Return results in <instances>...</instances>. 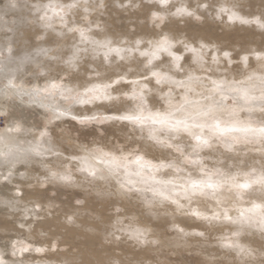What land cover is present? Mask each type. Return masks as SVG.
Returning a JSON list of instances; mask_svg holds the SVG:
<instances>
[{"label": "snow or ice", "instance_id": "obj_1", "mask_svg": "<svg viewBox=\"0 0 264 264\" xmlns=\"http://www.w3.org/2000/svg\"><path fill=\"white\" fill-rule=\"evenodd\" d=\"M16 0H10V6L15 7ZM129 6L132 0H128ZM105 6V0H98L96 8ZM122 7L124 5H121ZM155 6L159 11L151 12V19L155 27L168 28L164 32L163 28L159 33H155L159 38L147 41V48L142 50V40H136L134 47L122 48L113 47L112 40L96 41L90 40L88 32L90 29L85 27L69 28V32L79 33L80 43L90 42L97 47L93 49H103V60L111 65L112 60L118 57L121 61L128 57H133L137 67L136 70L127 69L126 71H113L108 75V82L102 86L91 83L65 84L64 80L70 82L75 78L74 71L77 70L81 59L82 51L78 45H73L67 59L62 62L66 65L67 76H60L57 79H50L43 88L36 87L33 93L40 96L46 93L47 96L61 97L64 101H70L73 104H90L95 100H106L113 104L112 110L121 112L119 116H97L83 115L73 116L80 124H86L92 121L100 120H121L131 122L135 126L144 128L149 127L148 139L152 141L153 146H159L165 150L163 160L159 163H153L146 159L139 147L130 148L125 151L123 147L114 148L110 151H104L103 148H89L82 146L84 155H73L70 158L61 160L59 165L44 163L47 169L45 182L59 180L65 183H71L73 177L71 170L66 164L75 162L78 165L77 171L85 173L92 180L99 179L107 181L110 178H116L120 189L132 191L137 181L129 178L132 166H135V175L140 178L139 182L149 184L148 188L153 193V200L160 198L170 200L178 208H183L179 197H183L189 203L199 196H211L219 210H211V216L201 212L198 208L190 209L191 215L205 220L219 221L226 220L235 223L247 222L249 225L257 227L264 234V163L261 164L259 173L255 167L244 173L225 172L221 168L209 169L204 163L201 155L202 150H213V145H219L228 152L235 150V145L242 141H247L249 137L257 140L261 145V152L264 153V48L262 49H241L236 55L239 61L233 60V52L224 50L210 42H204L202 39L197 41L193 39L191 43L181 38V35L165 23L168 17H190L200 20L198 12H207L212 9L216 18H227L230 22H240L242 24H255L264 29V12L251 18L240 15L238 0H196L195 7H192L190 0H179V6L173 0H155ZM45 7L53 9L56 15L60 16L61 22H64L63 13L84 8V12L89 11L88 0H70L68 3L57 2L55 4L50 0ZM175 11H171V9ZM42 17L41 19H45ZM157 21L159 24H157ZM189 55L180 54V47ZM12 49L8 48L11 53ZM47 54V50H41ZM115 54V57L112 54ZM135 54V56H133ZM166 54L168 62L161 59V55ZM142 58V59H140ZM252 58L256 61V67L252 68ZM221 62L224 64V70L219 71ZM121 67V65H117ZM234 73L232 79H228L229 73ZM199 73V74H197ZM129 75L137 79L128 80ZM181 77L177 79V77ZM216 76V79H213ZM114 77V78H113ZM236 77H242L237 79ZM100 78L99 73L96 76ZM0 86V97H8L10 94H16L21 90V85L16 83V77L10 72H5ZM155 83L158 90L159 100L166 103L167 108L161 112H153L147 109L145 91L151 92L149 84ZM131 86V87H130ZM167 91H164V87ZM129 91H125L128 89ZM82 89V91H81ZM179 90V91H177ZM102 92L103 95H98ZM117 93L112 95V93ZM45 96V99H47ZM178 98V99H177ZM155 99V97L153 98ZM232 100V104L227 102ZM132 101H137L136 106L128 110L126 105ZM175 101V102H174ZM47 107L52 113V119L56 120L62 116L68 115L70 107H64L61 104L49 103L42 105ZM247 109L249 115L253 114L258 108L261 119L253 126L251 120L240 121L236 119L237 110ZM147 112V115H145ZM51 123V120L49 121ZM0 124H6L0 129V169H6L7 174L0 172V192H5L6 186L11 178L19 171L17 165H24L30 162V158L25 155L32 153L35 156H44L49 154L60 160L62 154L53 151L50 144V138L47 126L35 137V142H29L27 149L19 147L15 133L23 129L18 119H9V112L0 105ZM159 126V127H157ZM242 133L243 135H234ZM188 138L189 143L183 142V137ZM48 142L49 146L44 147ZM218 150V149H216ZM116 153H119L117 155ZM159 159V158H155ZM193 166V171L188 172L187 179L178 187L169 189L167 186L173 184L172 180H157L156 175L160 169H175L181 172L184 168ZM55 169V170H54ZM62 169V170H61ZM198 169V178H193V173ZM21 176L24 173H19ZM123 174L124 179L120 180ZM243 176L241 182L238 176ZM254 185L259 187L258 199L261 203L251 201V207L240 212V215L234 220L229 215V209L224 206L225 192L236 200H242L245 195L252 196L256 194ZM19 193V189H17ZM174 196L176 198H174ZM23 199V197H20ZM13 200L16 197L12 198ZM10 201H5L8 203ZM34 208H41V203L30 201ZM152 200H146L151 204ZM82 201L77 200L80 205ZM28 209L25 208V212ZM119 211V210H117ZM250 213V215H245ZM74 215H67L68 223H74ZM119 219L116 224L122 225ZM23 227V225H21ZM31 227V226H30ZM121 232H129L130 235L140 243H146L147 229L133 227L131 223L119 229ZM183 232V229H179ZM114 235V233H110ZM198 235L203 236L201 232ZM232 237L239 235V232H233ZM35 243L43 244V240H37L32 243H26L23 240H10L0 249V264H29L25 259H15L18 254L23 255L28 252L45 253L48 248H55L56 245L49 242L48 248L35 247ZM156 243V241H152ZM222 247L235 249L237 254L242 257L241 264H264V247L256 250L245 247L229 237L222 238ZM9 248L11 260L6 259V253ZM258 257V258H257ZM64 264H84L83 261H65ZM93 264V262H88ZM95 264H121L117 260L98 261Z\"/></svg>", "mask_w": 264, "mask_h": 264}, {"label": "rangeland", "instance_id": "obj_2", "mask_svg": "<svg viewBox=\"0 0 264 264\" xmlns=\"http://www.w3.org/2000/svg\"><path fill=\"white\" fill-rule=\"evenodd\" d=\"M40 1L41 2H39V0H16L15 7H12L10 6V0H0V13H1L0 17L2 16L0 18V86H2V83H6V81L3 80V76L5 72H10L13 75H15L16 83L21 85V90L18 91L16 94H10L6 98L0 97V105H3L4 109L9 112V119H18L21 122L23 129L27 130V131L22 130L19 133H15V135H17L15 137H18L16 138V140L18 142H22L21 144H19V147L27 149L29 146H26V145L29 144V142L34 143L35 142L34 137H38L39 135L37 134H39V132L41 130H44L45 126H47V131H48L49 138L51 141L50 143L52 144L53 141L54 142L56 141L58 143L54 147L59 150L54 151V152L59 151L58 153H61L60 150L62 149L67 152L72 151V152L78 153L80 152L82 146L84 145H87L89 148H103L104 151H110L118 147H123L125 151H128L130 150V148L139 147L142 153H144L146 156L152 155V157H154V159L150 157H146L147 160L151 159L150 161H152L153 163H159L160 160H163L162 153L165 152L164 149H162L159 146H154L155 148L157 147L155 150L153 149L149 150L150 148L147 145L148 144L147 141H150L148 139V133H149L148 126L141 128L139 126L133 125L131 122L121 121V120H100V121H92L86 124H80L77 119H73V116H79V115H75L76 113L73 110V108L75 106H79V104H73L70 101H64L59 96L51 97V96H47L46 93H42L40 96H36L33 93L34 88L36 87L43 88L45 84L48 82L49 77L54 76L52 79L58 80L60 76H65V77L67 76L66 71L63 72L62 74L59 73L60 69L56 67L57 64H54L55 62L53 61L57 60L58 62L57 61L56 62L58 63V65L64 64L62 63V60L67 59V56L70 54L71 48L74 44L81 47V49L86 48L88 51H92L93 48L97 47L96 45H93L90 42L80 43L79 33L74 32L75 33L74 34L73 32H69L68 31L69 28H76V27L88 28L90 29V31L88 32L90 40H96V41H101V38L99 36L103 35L104 32L106 31L107 32L110 31V33L115 34L114 37L115 36L117 38L122 37V39L120 40V43L123 46H125L124 47L125 49H127V48H130L129 45L131 43L133 42L135 43L137 38L136 39L134 38L133 40L128 41V43H126L127 39L125 38V36H123V34L124 33L131 34L132 32H137L139 34L142 31L140 30V27L138 25L135 26V24H138V23L143 24L146 22L148 24V30L154 28L157 32L161 31L162 25H160V27H155L153 24V21L151 19L152 10L150 9L144 10L143 8H141L140 10L138 9L139 7L138 4H140V1L142 4H145L146 2L151 4L152 2H155V0H140V1L132 0L133 2H135L134 5L137 3L136 4L137 6L135 7L134 6L130 7L128 5V0H123L121 2V4L124 5L123 7L121 6V4H119L117 0H113V1L105 0V6L102 8L95 7V5L98 3V0H88V4H89L88 12L89 13L88 12L85 13L84 9H82L83 7L82 8L80 7L77 10L75 9L76 11H73V10L66 11L65 13H63V16H64L63 23L61 22L60 16L56 15L52 8L50 9V11L48 10V8L50 7H46L47 10L45 9V5H48L50 0H40ZM65 1L66 2H63L62 0H57V1L53 0L52 3L55 4L57 2H60V3L70 2V0L68 1L65 0ZM173 1L174 3H176L178 0L177 1L173 0ZM21 2H22V5H21ZM32 2L34 4L36 3L34 6L35 8L33 7L34 4ZM195 3L196 2H193L194 7L196 5ZM243 4L242 6L245 12L250 11L252 14H254V16L260 15L262 12H264V0H244ZM41 11H44V12L41 13ZM172 11H175V10H172ZM207 14L211 17V22L209 23H206V22L203 23L202 16L200 20H196L195 18H190V21H187L186 19H184V17L183 18L176 17L180 25L187 26L185 30L179 29V31L177 32L181 35L182 38L184 37V39L186 38L185 37L186 35L193 34L195 32H200V31L203 32L202 34L208 33L206 35H209L211 38H219L216 35L221 33V30L223 27H226L225 24L232 25V23H234V22L228 21L226 17L224 18V20L218 19L216 18L215 14L213 13L210 14V11H208ZM45 16L47 19L49 18L48 22L46 18L41 19L42 17H45ZM244 16L248 17V15H244ZM157 24H159L158 21H157ZM251 25H254L255 27L254 31L253 30L248 31L245 34H242L241 32H239V34L240 33L241 34L237 35L238 32L231 30L232 36H230V41H226L223 44L224 50L233 52L232 58L236 62L239 61V57L236 55V53L239 52L241 49H244L245 47L254 49V46L248 45V43L250 44L257 43L259 45V48H264V44H262L264 41V36L260 37L262 34H264V29L259 28L255 24H247V26H251ZM28 26L29 28H32L31 31L33 32L31 33L30 38L23 37V33H22L24 28H28ZM35 26H37L39 30L41 31L38 34L36 33V35L34 33ZM48 33H51V36L47 38L46 35ZM256 33H259V34H256ZM32 34L35 36H33ZM52 35L55 37L57 36L59 38H63L65 36V39L68 42L67 44H69V47H67V50H65L66 51L65 56L58 57L59 59H55V58H57L56 55L61 48L60 46L61 44L56 43ZM106 35H107L106 38L108 40H112V39H109V38H112L110 37L112 35L110 36L108 34ZM141 35L145 37L146 35H148V31L143 30V33ZM193 36L194 35H192L190 38H192ZM196 37L201 38L199 35ZM224 38L225 36L220 37V39H224ZM24 40H27L29 43L25 45L23 42ZM178 47H180V50H182L181 48L182 46L178 45ZM8 48L12 49L11 53L8 52ZM41 50H47V54H44V52ZM85 52L82 51V53H85ZM180 54L189 55L188 53L184 52V50H182ZM99 55H101L103 59V54L101 52H98V53L95 52V54L92 55L91 58H97ZM113 55L115 54L113 53L112 56ZM83 58H87V57H83L81 55V59ZM162 58H167V56L164 55ZM116 60L121 61L118 57L116 58ZM83 61L89 62L90 60L84 59ZM45 62H47V64H44ZM48 64L49 66L51 65L49 67L50 70L48 68ZM251 66L256 67L254 58H252L251 60ZM41 67L43 70H41ZM219 71L222 72L223 70H219ZM96 76L97 74L91 73V74H87L86 78H92ZM180 78L181 77L179 76L177 77V79H180ZM216 78H217L216 76H213V79H216ZM232 78H233L232 76H228V79H232ZM236 78L242 79V77H236ZM127 79L133 80V79H137V77L134 76V77H129ZM107 82L108 81L104 83L93 82L91 84L102 86L103 84ZM64 83L69 84V80L65 79ZM167 90H168L167 88L164 89L165 92ZM97 94L103 95L102 92H98ZM45 96H47V99H45ZM153 96L155 97L154 102L148 99L149 97L154 98ZM145 99L147 101L148 110H151L153 112L159 110L163 112L167 108L166 103H164L163 101H160L159 103L156 102L159 100V94L155 93L154 91L149 92L146 90ZM95 102H98V104L100 103L107 104V102L109 103V101H105L103 99L93 101V103ZM49 103L61 104L62 110L64 107H70L69 114L62 116L59 119L53 120L51 111L47 107L42 106V105H48ZM93 103H90V104H93ZM227 103L231 105L232 100L229 99ZM90 104H87V105L90 106ZM130 106H133L134 108L136 106V103L131 102ZM112 108L113 107L108 106L106 108V111L99 109V110H95L89 113L88 115L91 116L95 114L97 116L102 117V116H119L122 114L121 112L113 111ZM126 109H129V107L127 106ZM145 115H147V112H145ZM236 119L240 121L251 120L253 122V126H255L256 122H258L261 119V117H260L258 108L251 115H249L247 109L245 108L243 110H239V109L237 110ZM50 120H51V123H49ZM30 123H33V125ZM5 126L6 124H0V129H2ZM27 128H29V130ZM234 135L242 136L243 134L235 133ZM182 137H183L184 143L190 142L188 141V138L184 136L183 134H182ZM146 138H147V141H146ZM150 142L152 143V141ZM48 144L46 142L44 147L47 148ZM258 147L261 149L260 143L257 140L249 137L247 141H242L240 144L235 145L234 151L228 152L225 149H223L221 146L214 144L213 150L210 151L208 149H204L202 150L201 155L204 158V163L206 167L209 169L221 168L225 172L234 173L235 171L239 173H244V172L250 171L251 168L255 167L257 169V173H259L260 166L262 163H264V153H262ZM81 154H84V152ZM25 155H27L29 158L32 157L36 159L37 158L40 159L43 157V156H35L32 153H26ZM117 155H119V153H117ZM252 156H256V157H252ZM44 157L52 158L53 156L49 154H45ZM61 157H63V155ZM241 157H244V158H241ZM155 158H159V159H155ZM54 164L59 165L60 162L54 161ZM38 165H39L38 168H31V167L18 164L17 168L19 171L16 173V175H14L11 178V181L6 186L5 191L7 193L8 192L12 193L16 197H20L22 196L24 191L22 189H19V193H18L17 189H13V187L24 186L26 190L34 191L31 194L28 193L27 198L33 199V200L41 199L42 201L45 202V204L44 205L42 204L41 208L39 209H36L33 207L31 209L30 208L31 206L29 207L27 206L26 207L28 208L27 212H25L24 210L25 208L21 209V213H19L14 219H11V223L15 226H20L21 220L22 222H24L30 217H32L33 222L30 225H28L29 228L31 226L30 230H32V227L34 226V222L40 221L41 216L33 217L31 216V214H33L32 213L34 212L33 210L36 209L35 212L38 213L43 208L45 210V214L48 217H51V215L49 214L50 215L49 216L46 211L54 213V215L56 214L55 215L56 218L62 219L60 222L64 223V225H61L59 226V228H57L55 227L54 222L49 223V222L42 221L43 225H39L36 228L35 239L33 241H29L26 243H32L37 240H43L44 241L43 244H41L40 246H37L34 244L35 247L42 246V247L48 248L49 241L55 244L56 247L48 248V251H46L45 253L28 252L23 255L18 254L17 257H15V259L17 260L25 259L26 261L29 262V264H36V263L37 264L38 263L52 264L54 260L56 263L54 262L53 264H64L65 260L68 261L67 259H69V261H72L71 259L77 260V261H83L84 264H88V262H93V264H95V262L105 261L109 259L120 261L121 264H237V263L241 264L240 262L242 261L241 256H240L241 259L239 260L236 259L235 261L237 262H235L234 261L235 257L232 258V257H229L230 255L229 256L223 255V253L215 254L217 253V250L219 251L220 249H228L230 250V252H233V250L235 249H229V248L222 247L221 246L222 240H220V237H218V235L216 234L214 235L212 230L208 231L210 235V238L208 241H210V243L204 240L201 241L204 236V235L203 236L198 235L199 231L200 233L202 231L200 229L201 227L197 226L198 229L196 228L195 232L192 230H190L191 232L186 231V233L181 232L179 231L177 226L174 224V218L172 216L174 212L173 210L163 208V207H157L155 205L156 203H153V204L146 203L145 204L146 200H153V198H151L153 196V193H151V191L148 190L149 185H151L153 182H149V184H144V185L143 183H141L142 184L141 185L140 182H138V180H136L135 178L132 179L133 181L136 180L139 183V184L136 183L138 184V185H135L137 187H134L132 189V192L133 191L135 193L137 192V195L139 193L141 194V195L140 194L138 195L139 199L137 200V199L131 198L128 195L125 196L126 198H122L116 194L115 190L110 191V190H107V188L103 189L99 187L97 183L99 179H96L93 181L90 177L81 176L83 173L77 171L78 167L73 164L65 165L71 170V174L73 177V181L71 183H65L59 180L45 182L44 177L47 175V169L44 167V163L42 162H39ZM41 167H43V169ZM181 167L184 168L183 165H181ZM134 170H136V168L135 166H132L131 171H134ZM183 171L186 174H184ZM183 171H181L183 172L181 173V172H176L175 169H172V170L160 169V172L158 173V175H156V179L161 180L163 178L162 175L164 176V174L168 175V178L169 176L170 178H172V176L173 178H175L176 176L174 177V175L177 174V177L180 180L184 179L182 181L184 182L187 179L186 175L188 174V172L193 171V166H188L187 168H184ZM198 171L199 170L196 169V171L193 173V178H198ZM0 172L7 174L6 170L4 171L0 170ZM19 173H24V175L21 176ZM160 173H161V176H160ZM79 175L81 177V178L79 177L81 184H84V185L80 184V186L78 185L75 186V184H77L76 183L78 179L77 177ZM83 175H86V174H83ZM12 179H14L15 181L12 182ZM238 179H240V181L242 182L244 177L241 175V176H238ZM120 180H123V179L120 178ZM109 183H111V181L106 182L105 186L108 184L106 186L108 187ZM179 184L180 183L178 184L176 183V186L178 187ZM253 187L256 189V194L259 193V187L256 185H254ZM124 190H127V189H124ZM4 193L5 192H0V195ZM248 197L249 195H245L242 200H238V201L247 202L250 200ZM174 198L176 197L174 196ZM77 200L82 201V203L80 205H77L76 204ZM140 200L141 201L144 200L143 201L144 203L141 202ZM253 201H255L256 203H260L258 199H253ZM131 202L134 203L133 207H130L131 204L130 206H128L129 205L128 203H131ZM139 202L143 204H140ZM0 203H1L0 207H4L3 205L5 204L3 202H0ZM123 203L126 204V206L123 205ZM205 207L210 209L208 204H206ZM250 207H247V208H250ZM247 208L244 207L242 208V210L247 209ZM29 210H31V213ZM230 210H233V208H230ZM240 212L241 211L239 210L238 212L232 211V213H229V215H231L233 219L235 220V218H237L240 215ZM73 213H75L74 218L76 217L74 219V223L78 222L77 224L75 223L74 225L73 223H68L66 220V214L72 215ZM143 213H145V215ZM132 214H136V215H132ZM146 214L149 216H146ZM174 214L178 217H186L188 219H193L194 221L201 223L203 227L208 228V225L206 223L208 222L207 220L205 222V219L194 217L187 211H175ZM129 215L130 217L131 216L132 217L130 218ZM245 215H250V213H245ZM61 216H63V218ZM119 216L121 218H119ZM116 217H118L119 220L124 222L125 224L129 221L130 222L131 221L132 222L134 221L147 222L148 226L152 224L153 225L152 229L147 228V230L149 229L150 232H155L157 238H159L160 236H164V235L169 236V237L171 236L174 237L173 234L177 231L178 234L179 233L181 234V235L179 234L180 235L179 237L180 238L182 237L180 239L181 241L184 240V237L185 239H187L188 236H194L200 239L201 242L198 241L194 243L193 241V245H195L194 247L192 243L188 244L189 242H186V241L185 243L180 241L181 244H179V241H178L179 239L176 240L178 242L176 241L174 242V240L170 242L169 240V242L166 241L165 243L163 241L160 242L157 238L155 239V234H154L153 240L146 238L147 239L146 241H149L148 244L147 242L140 243L139 241L137 242V240L133 238L129 234V232L124 233L123 236L120 235L122 233L121 231L116 229V227L113 230V232L112 231L107 232L106 227L110 226L113 228L112 225L116 224V221H117ZM221 221L219 220L216 222H221ZM3 222L4 221L0 216V227L2 226ZM227 223L233 224L232 225L233 229H228V227L226 229H223V232H224L223 235H225L223 237L227 236L233 241L245 247H247L248 245L245 244L244 242L240 243L241 237H243L244 234L248 235L250 234V232H257L258 234H261L264 237V234H262L260 230H258V228L248 225L247 222L240 223L239 221H236L235 222L236 224L233 222L232 223L226 222V224ZM123 225L124 224L122 223V225H116V226L117 228L119 227L121 228ZM185 225L190 226L191 224H189L188 222H185ZM48 228L51 229V231H49ZM230 230H232V232ZM104 231H105V234H103ZM247 231H249V233H247ZM9 232L12 235L15 233L16 239L18 238L17 240H22L26 238L25 235H27L26 231L16 232L15 230H12ZM109 232L114 233V235L110 234ZM150 232L147 231V233H150ZM233 232H239V235L236 237H232L231 234ZM187 233L189 234L187 235ZM127 234L130 236L129 238ZM130 238L132 240L134 239V241H132ZM8 241H9L8 238H4L0 234V249H2L3 245L7 243ZM152 241H156V243H152ZM134 242L136 243V245ZM173 242L176 244H174ZM199 242L201 243L200 245L202 247L198 244ZM139 244L142 246H139ZM196 246H199V247H196ZM10 251L11 249L9 248L5 256V258L9 260L13 259L10 256ZM146 252H149V253H146ZM210 252L213 254H211ZM224 256H228L229 258H225ZM63 258H64V261L61 260ZM227 259L228 261H230V263H226ZM34 261H37V262L34 263Z\"/></svg>", "mask_w": 264, "mask_h": 264}, {"label": "bare ground", "instance_id": "obj_3", "mask_svg": "<svg viewBox=\"0 0 264 264\" xmlns=\"http://www.w3.org/2000/svg\"><path fill=\"white\" fill-rule=\"evenodd\" d=\"M53 1V0H52ZM57 1V0H56ZM63 2H66L65 0H62ZM68 1V0H67ZM107 1V0H106ZM113 1V0H112ZM118 2H119V4H121V2L123 1V0H117ZM140 1V0H139ZM177 1V0H176ZM39 2H41L40 0H39ZM62 2V3H63ZM90 2V1H89ZM138 2V1H137ZM174 2V1H173ZM190 2H191V5H192V7H194V4H193V2H196V0H190ZM33 3V2H32ZM97 3V2H96ZM135 2H133L132 1V4H134ZM244 3V0H238V4H239V8H238V11H239V13H240V15H242V16H244V15H248V17L249 18H251L252 16H254V14H252L250 11L249 12H245V10H244V8H243V6H242V4ZM20 4V3H19ZM34 4V3H33ZM36 4V3H35ZM35 4L33 5V7L35 6ZM137 4V3H136ZM135 4V5H136ZM196 4V3H195ZM246 4V3H245ZM21 5H22V2H21ZM28 5V4H27ZM31 5V4H30ZM121 5H123V4H121ZM139 5V7H138V9L140 10L141 8H143L144 10H146V9H150V10H152V11H159L160 9H159V7L158 6H155V2H152L151 4H149L148 2H146L145 4H142L141 3V1H140V4H138ZM176 5L177 6H179V0L176 2ZM244 5V4H243ZM23 6H24V4H23ZM39 6V5H38ZM46 6V5H45ZM137 6V5H136ZM131 7V6H130ZM129 7V8H130ZM135 7V6H134ZM27 8V7H26ZM35 8V7H34ZM82 8V7H81ZM110 8V7H109ZM128 8V7H127ZM133 8V7H132ZM39 9H41V8H39ZM45 9H46V7H45ZM50 9L51 8H48V10L50 11ZM82 9H84V8H82ZM81 9V10H82ZM113 9V8H112ZM28 10V9H27ZM47 10V9H46ZM77 10V9H76ZM76 10H73V11H76ZM92 10V9H91ZM116 10H118V9H116ZM172 10H175L174 8L173 9H171V11ZM23 11H25V10H23ZM29 11V10H28ZM32 11V10H31ZM39 11V10H38ZM149 11V10H148ZM148 11H147V13H148ZM208 11H210V14H215V12H213L212 11V9H209ZM207 11V12H208ZM42 12H44V11H41V13ZM47 12V11H46ZM151 12V11H150ZM207 12H203V11H200V12H198L197 13V15H200V16H202V18H203V23L204 22H206V23H209V22H211V17L207 14ZM25 13V12H24ZM23 13V14H24ZM49 13V12H48ZM74 13V12H73ZM89 13V12H88ZM141 13V12H140ZM1 14V13H0ZM17 14V13H16ZM29 14V13H28ZM145 14H146V12H145ZM20 15V14H19ZM36 15V14H35ZM76 15V14H75ZM95 15H96V13H95ZM33 16V15H32ZM43 16V15H42ZM2 17V16H1ZM0 17V18H1ZM36 17V16H35ZM46 17V16H45ZM95 17H97V16H95ZM141 18V17H140ZM26 19V18H25ZM47 19V18H46ZM49 19V18H48ZM48 19H47V22H48ZM184 19H186L187 21H190V17H184ZM223 20H224V18H223ZM22 21V20H21ZM50 21V20H49ZM52 21V20H51ZM54 21V20H53ZM39 23H40V21H39ZM43 23V22H42ZM73 23V22H72ZM143 23V22H142ZM165 23L166 24H168L169 25V27H171V28H173L176 32L177 31H179V29L180 30H185L186 29V27L187 26H184V25H180L179 24V22H178V20H177V18L176 17H168L167 19H166V21H165ZM2 24V23H1ZM71 24V23H70ZM4 25V24H3ZM139 26L140 27V30H142L139 34L141 35L142 33H143V30L145 31H148V35H146L145 37L144 36H140L137 32H132L131 34H129V33H124L123 34V36H125V38L127 39V41H126V43H128V41H131V40H133L134 38L136 39L137 38V40H142L144 43L142 44V50L144 49V48H147V41H149V40H156V39H158L159 37L157 36V35H155V33H159V32H157L154 28H152V29H149L148 30V24L145 22V23H143V24H135V26ZM226 25V27H223L222 28V30H221V33L220 34H217L216 36L217 37H219V38H211L209 35H206V34H208V33H205V34H202L203 32H195V33H193V34H188V35H186L185 37V39H186V41L187 42H189V43H191L192 42V40L193 39H196L197 41H199V40H203L204 42H210V43H212L213 45H216L217 47H220V48H222L223 49V44H224V42H226V41H230V36H232V34H231V30L232 31H236V32H238V34L237 35H240L241 33L242 34H245L246 32H248V31H254V29H255V27H254V25H251V26H247V24H242V23H239V22H234V23H232V25H229V24H225ZM26 26V25H25ZM38 26V25H37ZM37 26H35V35H36V33L38 34V33H40L41 31L39 30V28L37 27ZM4 28V27H3ZM43 28V27H42ZM161 28H163V25H162V27ZM31 29L32 28H29V26H28V28H24V30H23V37H26V38H30V35H31V33H33L32 31H31ZM41 29V28H40ZM49 29V28H48ZM34 30V29H33ZM109 30V29H108ZM163 30H164V32H167L168 31V28H163ZM47 32V31H46ZM107 32V31H106ZM106 32H104V34L103 35H100L99 37L101 38V41H104V40H106L107 38H106V34H108L109 36L110 35H112V36H110V37H112V38H109V39H112L113 40V44H112V46L113 47H122V48H124L125 46H123L121 43H120V40L122 39V37H120V38H117L116 36L114 37V33H110V31H108L107 33ZM239 32H241L240 34H239ZM52 33V32H51ZM51 33H48L47 35H46V37L48 38L49 36H51ZM74 33V32H73ZM145 33V32H144ZM75 34V33H74ZM121 34V33H120ZM119 34V35H120ZM256 34H259V33H256ZM33 35V34H32ZM35 35H33V36H35ZM192 35H194L192 38H190ZM200 36L201 38H199V37H196V36ZM53 36V35H52ZM75 36H77V35H75ZM108 36V37H109ZM189 36V37H188ZM221 36H225V38L224 39H220V37ZM264 36V34H262L260 37H263ZM54 37V40L56 41V43H60L61 45V48H60V50L58 51V53H57V55H56V57L57 58H55V59H59L58 57H63V56H65V54H66V51L65 50H67V47H69V44H67L68 42H67V40L65 39V36L63 37V38H59V37H55V36H53ZM72 37V36H71ZM119 37V36H118ZM227 37H229V38H227ZM69 38V37H68ZM79 38V37H78ZM182 38V37H181ZM184 38V37H183ZM263 40V39H262ZM71 41V40H70ZM117 41H119V42H117ZM244 41V40H243ZM20 42V41H19ZM22 42V41H21ZM24 42V44L26 45L27 43H29L27 40H24L23 41ZM31 44H33V43H31ZM51 44V43H50ZM135 43L133 42V43H131L130 45H129V47L130 48H132L133 47V45H134ZM262 44H264V41H263V43ZM121 45V46H120ZM125 45H127V44H125ZM222 47H221V46ZM248 45H251V46H254V49H257V50H259V49H262V48H259V45L257 44V43H248ZM59 46V47H60ZM247 46V45H246ZM27 47V46H26ZM81 48V47H80ZM182 48V50H183V47H181ZM247 47H245L244 49H246ZM35 49V48H34ZM94 49V48H93ZM93 49H92V51H84L85 53H82L81 55L83 56V57H87V58H83V59H81L80 60V62H79V64H78V68H77V70L74 72V79L70 82L69 81V85H72V84H77V83H93V82H96V83H104V82H106V81H108V75H109V73L110 72H113V71H126L127 69H132V70H136V67H137V65H136V63L134 62V60H133V57H128V58H126L125 60H123V61H117L116 60V58L117 57H115V55H113V57H115L113 60H112V63H111V65H108L107 63H105L104 62V60L102 59V57H101V55H99L97 58H91L92 57V55H94L95 54V52L93 51ZM182 50H180V52L182 51ZM103 49H98L96 52L98 53V52H101L102 54H103ZM241 51V50H240ZM239 51V52H240ZM68 54V53H67ZM100 54V53H99ZM164 55H166V54H162L161 56L163 57ZM133 56H135V54H133ZM161 57V59H163L164 61H165V63H167L168 62V58H162ZM54 59V58H53ZM84 59H88V60H90L89 62H87V61H83ZM142 59V58H141ZM42 60V59H41ZM45 60V59H44ZM50 60V59H49ZM52 60V59H51ZM57 60H55V61H53V62H55L54 64H57L56 65V67L57 68H59L60 69V74H62L63 72H65V69H66V65L65 64H62V65H58V61L56 62ZM44 62V61H43ZM124 62H126V63H124ZM63 63V62H62ZM44 64H47V62H45ZM53 64V65H54ZM117 65H121V67H117ZM255 65H256V61H255ZM44 66V65H43ZM47 66V65H46ZM51 66V65H50ZM49 66V64H48V68L50 67ZM254 66V65H253ZM252 66V68H255V67H253ZM10 67V66H9ZM92 67V68H91ZM224 64H223V62H221V65H220V67H219V70H224ZM91 68V69H90ZM41 70H43L42 69V67H41ZM46 70V69H45ZM49 70H50V68H49ZM57 71V70H56ZM91 73H95V74H97V73H99V75H100V78L99 79H97L96 77H92V78H86V75L87 74H91ZM57 75V74H56ZM233 75H234V73H229V75L228 76H232L233 77ZM54 76H52V77H49L48 79L50 80V79H52ZM129 77H134V76H132V75H129L127 78H129ZM114 78V77H113ZM154 83V82H153ZM149 84V87H150V89H152V91H154L155 93H158V90H157V88H156V86H155V84ZM131 87V86H130ZM130 87L128 88V89H125V91H129L130 90ZM161 87H164V89H166L167 87H165V86H161ZM179 91V90H178ZM145 93H146V91H145ZM117 93H115V92H113L112 93V95H116ZM154 97V96H153ZM149 100H152L153 102L155 101L152 97H149L148 98ZM178 99V98H177ZM106 101V100H105ZM132 102H134V103H137L136 101H132ZM157 102V101H156ZM157 104V103H156ZM108 106H111V107H113V104L111 103V102H107V104L106 103H100V104H98V102H95V103H93V104H90V106H88L87 104H79V106H75L74 108H73V110H74V112L76 113L75 115H79V116H82V115H84V114H86V115H88L89 113H91V112H93V111H95V110H99V109H101V110H103V111H106V108L108 107ZM129 107V109L128 110H131V109H133V106H130V103H128L127 105H126V107ZM28 119H30V118H28ZM62 121V120H61ZM24 123V122H23ZM30 124H32L33 125V123H30ZM28 127V126H27ZM31 128H33V127H31ZM28 130H29V128H27ZM35 134V133H34ZM37 135H39V134H37ZM14 136H17V135H15L14 134ZM16 138H18V137H16ZM21 138V137H20ZM19 138V139H20ZM35 138V137H34ZM145 139V138H144ZM144 141V140H143ZM146 141H147V138H146ZM51 142V141H50ZM148 142V147L150 148L149 150H155L156 148L153 146V143H151L150 141H147ZM47 144H48V142H47ZM51 144V143H50ZM56 144H58L56 141L54 142H52V146H53V151H57V150H59V149H57V148H55L54 146H56ZM67 144V143H66ZM97 145V144H96ZM95 145V146H96ZM26 146H30L29 144H27ZM49 146V144L47 145V147ZM259 146V145H258ZM64 147V146H63ZM61 148V147H60ZM255 148V147H254ZM259 148V147H258ZM163 149V148H162ZM260 149V148H259ZM258 150V149H257ZM61 151V154L63 155V157H61L60 158V160H57L55 157H52V158H47V157H42V158H32V157H30V162L29 163H27V164H24V166H27V167H31V168H38L39 167V162H42V163H49L50 164V166H52V164L54 163V161H57V162H61V160H64V159H66V158H70L71 156H73V155H84V154H81V153H83V151H82V148H81V150H80V152H78V153H75V152H72V151H69V152H67V151H65V150H60ZM59 152V151H58ZM117 154V153H116ZM219 154V153H218ZM223 154V153H222ZM244 154V153H243ZM259 156V155H258ZM146 157H150V158H153L154 159V157H152V155H147ZM252 157H256V156H252ZM262 157V156H261ZM241 158H244V157H241ZM260 158V157H259ZM238 159V158H237ZM236 159V160H237ZM151 160V159H150ZM239 160V159H238ZM237 160V161H238ZM253 160H255V159H253ZM233 161V160H232ZM69 164H73V165H75V166H77L78 167V165L75 163V162H72V163H69ZM68 164V165H69ZM213 166V165H212ZM42 169H43V167H41ZM238 168V167H237ZM249 168V167H248ZM1 171H4V170H6V169H0ZM185 170H187V169H185ZM43 171V170H42ZM135 171V170H134ZM134 171H131V174H130V176H129V178L130 179H136V180H138V182H139V180H140V178L139 177H137L134 173ZM243 171H245V170H243ZM45 172V171H44ZM43 172V173H44ZM184 172V171H183ZM183 172H181V173H183ZM187 172V171H186ZM164 173V172H163ZM235 173H237V172H235L234 171V173L233 174H235ZM83 174H85V173H83ZM81 175V176H86V175ZM184 174H186L185 172H184ZM158 175V174H157ZM170 175V174H169ZM172 175V174H171ZM40 176V175H39ZM160 176H161V173H160ZM176 176V177H175ZM179 176V175H178ZM79 177H80V175L77 177L78 179H79ZM157 177H159V176H157ZM162 177L164 178H162L163 180H172L173 181V184H171V185H168L167 187L169 188V189H171V188H173V187H177L176 186V183L178 184V183H183L182 181L184 180H180L178 177H177V174L176 175H174V177L175 178H173V176H172V178H170V176H169V178H168V175H165L164 174V176L162 175ZM180 177V176H179ZM186 177H187V175H186ZM31 178V177H30ZM81 178V177H80ZM84 178V177H83ZM120 178H122V179H124V176H123V174L121 175V177ZM77 179V184H75V186L76 185H78V186H80V184H81V181H80V179L78 180ZM160 179V178H159ZM161 179V180H162ZM135 180V181H136ZM158 180V179H157ZM240 180V179H239ZM13 181H15L14 179H12V182ZM94 181V180H93ZM111 181V183H109V186L108 187H106L105 186V183L106 182H110ZM137 182V183H138ZM97 183H98V185H99V187H101V188H103V189H106L107 188V190H115L116 191V194L118 195V196H120V197H122V198H126L125 196L126 195H128V196H130L131 198H134V199H139V197H138V195L140 194H138L137 195V192L135 193L134 191L132 192V191H127V190H122V189H120L119 188V183H118V181H117V179L116 178H110L109 180H107V181H97ZM139 184V183H138ZM138 184H135V185H138ZM141 184V183H140ZM153 184V183H152ZM179 184V185H180ZM81 185H84V184H81ZM95 185V184H94ZM142 185V184H141ZM143 185H144V183H143ZM150 186V185H149ZM85 187V186H84ZM135 187H137V186H135ZM97 188V187H96ZM144 188H146V187H144ZM143 188V189H144ZM149 188V187H148ZM13 189H22L24 192H23V194H22V197H23V199H21L20 197H16V196H14L12 193H10V192H6L7 194H2V195H0V202H3L5 205H3L4 207H0V216H1V218L3 219V224H2V226L0 227V234L2 235V237H4V238H8V240L10 241V240H17L16 239V236H15V233L12 235L9 231H12V230H15L16 232H20V231H26L27 232V235H25L26 236V238H24V239H22L23 241H25V242H29V241H33L34 239H35V233H36V228H37V226H39V225H43L42 224V221H44V222H49V223H53L54 222V224H55V227H57V228H59V226H61V225H64V223H61L60 221L62 220V219H59V218H56V214L54 215V213H51V212H48V211H46L47 213H48V215L50 214L51 215V217H48L46 214H45V210L42 208L41 210H40V212H35V210L37 209H35V210H33L34 212H32L33 214H31V216H33V217H40L41 216V220L40 221H36V222H34V226L32 227V230H30V228L28 227V225H30L33 221H32V217H30L29 219H27L26 221H24V222H22V220L20 221V223H21V225H23V227H21V225L20 226H15V225H13L12 223H11V219H14L19 213H21V209H23V208H26L27 206L29 207V206H31L30 208L32 209V207L34 208V205H33V203H30V201H36V202H38V203H41V205L43 204H45V202L44 201H42L41 199H38V200H33V199H29V198H27V195H28V193L29 194H31V193H33L34 191L33 190H31V191H28V190H26V188H24V186H20V187H18V186H15V187H13ZM97 191H98V189H97ZM102 192H103V190H102ZM114 192V191H113ZM152 193V192H151ZM141 195V194H140ZM258 195H259V193H257V194H254L253 196H249L248 198L250 199L249 201H247V202H245V201H238V200H236L235 198H233V197H231L227 192H225V196H224V200H225V204H224V206L225 207H227L228 209H229V213H232V211L233 212H238V210L239 211H243L242 210V208H244V207H250L251 206V201H253V199H258ZM144 196V195H143ZM13 197H16V199L15 200H13L12 198ZM142 197V196H141ZM140 197V198H141ZM151 198H153V196L151 197ZM179 199H180V203L181 204H183L184 205V207L181 209V208H178L177 207V205L176 204H174V203H172L170 200H161L160 198H156L155 200H152L153 202L151 203V204H153V203H156L155 205L157 206V207H163V208H167V209H170V210H173L174 212H173V214H172V216H173V218H174V224L177 226V228L178 229H180V228H182L183 229V232H185L186 233V231H190V230H192V231H194L195 232V229L197 228V226L198 227H201L200 229L203 231V233H204V236H203V238H202V240L201 241H206V242H208V243H210V241H208L209 240V238H210V235H209V233H208V231H211L212 230V232H213V234L215 235H218V237H220V240H222V237L223 236H225V235H223L224 234V232H223V229H226L227 227H228V229H233L232 228V225L233 224H230V223H227L226 224V222H229V221H221V222H216V221H209V220H207L208 222H206V220H205V222L207 223V225H208V228L207 227H203L202 225H201V223H199V222H197V221H194L193 219H188V218H186V217H178V216H176L174 213H175V211H187V212H189L190 214H191V211H190V209H196V208H198L201 212H204L206 215H209V216H211V210H219V209H217V207H216V203H215V201L212 199V197L211 196H199V197H196V198H194V200L191 202V203H189L187 200H185L182 196L181 197H179ZM146 200V199H145ZM5 201H10V202H8V203H5ZM141 201V200H140ZM144 201V200H143ZM143 201H141V202H143ZM258 201L261 203V200L260 199H258ZM130 202V201H129ZM140 203V202H139ZM144 203V202H143ZM143 203H140V204H143ZM1 204V203H0ZM129 204V205H128ZM127 205L128 206H130V204H131V206L130 207H133V205H134V203H128ZM145 204H146V201H145ZM206 204H208V206L210 207V209L209 208H207V207H205V205ZM123 205H125L126 206V204H124L123 203ZM137 205H138V203H137ZM250 205V206H249ZM194 207V208H193ZM140 208V207H139ZM230 208H233V210H230ZM28 209V208H27ZM142 209H143V207H142ZM16 210V211H15ZM25 210V209H24ZM136 210V209H135ZM245 210V209H244ZM30 211V213H31V210H29ZM137 211V210H136ZM144 211H145V209H144ZM143 211V212H144ZM164 211V210H163ZM133 212V211H132ZM162 212V211H161ZM172 212V211H171ZM29 213V212H28ZM28 213H26V214H28ZM57 213V212H56ZM137 213V212H136ZM139 213V212H138ZM167 213V212H166ZM170 213V212H169ZM25 214V215H26ZM144 215H145V213H143ZM164 214H165V212H164ZM49 215V216H50ZM132 215H136V214H132ZM163 215V214H162ZM168 215V214H167ZM171 215V214H170ZM121 216V215H120ZM119 216V218H121ZM146 216H149V215H147L146 214ZM164 216V215H163ZM62 218H63V216H61ZM129 217H130V215H129ZM132 217V216H131ZM130 217V218H131ZM136 217V216H135ZM171 217V216H170ZM76 218V217H75ZM74 218V219H75ZM118 217H116V220H118L117 219ZM149 218V217H148ZM168 218V217H167ZM151 219H153V218H151ZM236 219V218H235ZM113 220V219H112ZM130 220V219H129ZM203 220V219H202ZM56 222V223H55ZM112 222V221H111ZM185 222H188L189 224H191L190 226H186L185 225ZM240 222V221H239ZM65 223H66V221H65ZM76 223V222H75ZM75 223H73V225L75 224ZM78 223V222H77ZM76 223V224H77ZM131 223V225L133 226V227H138V228H141V229H147V228H151L152 229V224L150 225V226H148L147 225V222H142V221H138V222H136V221H134V222H127L126 224L123 222V224L125 225H123L124 227H127L129 224ZM232 223V222H231ZM238 223V222H237ZM241 223V222H240ZM110 224V223H109ZM173 224V223H172ZM183 224V225H182ZM236 224V223H235ZM79 225V224H78ZM81 225V224H80ZM111 225V224H110ZM170 225V224H169ZM231 226V228H230V226ZM240 225V224H239ZM249 225V224H248ZM47 226V225H46ZM75 226H77V225H75ZM91 226V225H90ZM90 226H88V227H90ZM113 226V225H112ZM166 226V225H165ZM174 226V225H173ZM48 227V226H47ZM102 227V226H101ZM110 227V226H109ZM106 227L107 228V232L108 231H112L113 232V230L115 229L114 227L112 228V227ZM50 228V227H49ZM48 228V230L49 231H51V229H49ZM86 228H87V226H86ZM92 228V227H91ZM217 228V229H216ZM257 228V227H256ZM56 229V228H55ZM112 229V230H111ZM116 229H120V227L119 228H117V226H116ZM149 229H148V232H150L149 231ZM198 229V228H197ZM216 229V230H215ZM235 229V228H234ZM59 230V229H58ZM89 230V229H88ZM259 230V229H258ZM86 231H87V229H86ZM120 231V230H119ZM154 231V230H153ZM201 231V232H202ZM231 232H232V230H230ZM229 231V232H230ZM25 232V233H26ZM97 232V231H96ZM109 232V233H110ZM191 232V231H190ZM211 232V233H212ZM116 233V232H115ZM119 233V232H118ZM122 234H120V235H122L123 236V234L124 233H128V232H121ZM199 233H200V231H199ZM198 233V234H199ZM245 233V232H244ZM247 233H249V231H247ZM100 234H102V233H100ZM103 234H105V231H104V233ZM129 234H130V230H129ZM154 234H155V232H150V233H147L146 235H147V239H154ZM175 234V235H174ZM173 234V236L174 237H169V236H166V235H164V236H160L159 238H157L156 237V234H155V239L157 238L160 242L161 241H163V242H165L166 243V241L167 242H169V240H170V242H172V240H174V242L176 241V240H178L179 241V244H181L180 243V239L182 238H180L179 236L181 235L180 233V235L178 234V232L176 231L175 233ZM189 233H187V235H188ZM194 234V233H193ZM196 234V233H195ZM117 235V234H116ZM128 235V234H127ZM192 235V234H191ZM21 236V235H20ZM126 236V235H125ZM158 236V235H157ZM130 236L128 235V238H129ZM177 237H179V238H177ZM184 237V236H183ZM227 237V236H226ZM127 238V237H126ZM132 238V237H131ZM130 238V239H131ZM175 238V239H174ZM177 238V239H176ZM146 239V240H147ZM165 239V240H164ZM132 240V239H131ZM124 241V240H123ZM132 241H134V239L132 240ZM136 241V240H135ZM157 241V240H156ZM178 241H176V242H178ZM185 241L186 242H189L188 244H191L192 243V245H193V241H194V243L195 242H198V241H200V239H198V238H196V237H194V236H188L187 237V239H185V237H184V240L183 241H181V242H184L185 243ZM200 241V242H201ZM212 241V240H211ZM50 242V241H49ZM138 242V241H137ZM173 242V243H174ZM198 243L199 245L201 244V243ZM213 242V241H212ZM245 243V244H247L248 246L247 247H250V248H253V249H256V250H260L262 247H264V237L261 235V234H258L257 232H250V234H248V235H246V234H244V236L243 237H241V241H240V243ZM135 243V242H134ZM149 243V241H147V244ZM205 243V242H204ZM169 244V243H168ZM170 244H172V243H170ZM174 244H176V243H174ZM183 244V243H182ZM206 244V243H205ZM212 244V243H211ZM211 244H210V246H211ZM35 245H37V246H40L41 244L40 243H35ZM34 245V246H35ZM135 245H136V243H135ZM138 245V244H137ZM151 245V244H150ZM178 245V244H177ZM209 245V244H208ZM139 246H142V245H140L139 244ZM167 246V245H166ZM183 246V245H182ZM181 246V247H182ZM187 246V245H186ZM195 245H193V247H194ZM201 246V245H200ZM136 247V246H135ZM196 247H199V246H196ZM202 247V246H201ZM206 247V246H205ZM204 247V248H205ZM140 248V247H139ZM199 249V248H198ZM202 249V248H201ZM230 249V248H229ZM209 251H211V250H209ZM146 253H149V252H146ZM211 253V252H210ZM209 253V254H210ZM218 253H223V255H230L229 257H232V258H234V261L236 260V259H241V257H240V255H238L237 254V251L236 250H233V252H230V250H228V249H220L219 251L217 250V253H215V254H218ZM211 254H213V253H211ZM228 256H224L225 258H229ZM221 257H222V255H221ZM60 258H62V257H60ZM130 258H131V256H130ZM50 260V259H49ZM61 260H63L64 261V258L63 259H61ZM68 261H69V259H67ZM71 260H73V259H71ZM94 260V259H93ZM231 260V259H230ZM39 261H41V260H39ZM48 261V260H47ZM66 261V260H65ZM64 261V262H65ZM226 261V260H225ZM35 262H37V261H34V263ZM52 262V261H51ZM55 262V260L53 261V263ZM62 262V261H61ZM235 262H237V261H235ZM241 262V261H240ZM49 263V262H48ZM52 263V264H53ZM56 263V262H55ZM226 263H230V261H228V259H227V261H226ZM37 264V263H36ZM38 264H40V263H38ZM238 264V263H237Z\"/></svg>", "mask_w": 264, "mask_h": 264}]
</instances>
